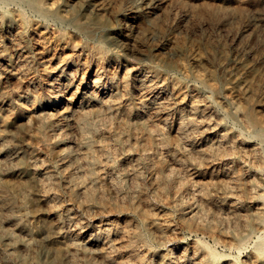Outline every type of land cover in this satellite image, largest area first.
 I'll return each mask as SVG.
<instances>
[{"label":"bare ground","instance_id":"6f19581e","mask_svg":"<svg viewBox=\"0 0 264 264\" xmlns=\"http://www.w3.org/2000/svg\"><path fill=\"white\" fill-rule=\"evenodd\" d=\"M134 1L0 0V264H264V54L249 40L259 31L244 26L226 47L189 25L222 28L264 0ZM133 130L145 136L153 195ZM70 135L48 164L51 140ZM107 139L129 155L116 161ZM180 149L198 162L186 185ZM61 181L81 211L126 196L112 210L137 221L82 226L74 207L56 210ZM171 190L178 220L159 221ZM66 223L87 237L71 238Z\"/></svg>","mask_w":264,"mask_h":264},{"label":"rangeland","instance_id":"374dc122","mask_svg":"<svg viewBox=\"0 0 264 264\" xmlns=\"http://www.w3.org/2000/svg\"><path fill=\"white\" fill-rule=\"evenodd\" d=\"M134 1V0H133ZM135 1H137V3L135 2ZM134 1V3L135 4H140L141 2H142V0H135ZM259 10V12L260 13H264V7H262L261 5H259V2H257L255 5H252V6H249V7H245L244 9H243V13H242V15L241 14H239V15H237V16H235V17H229V19H228V17H225L223 20H224V23H225V27H220V26H218V25H212V24H210V23H208V22H204V21H202V22H199V21H197V23L195 22V23H193V24H189L191 27L192 26H196V28H199V30H201L200 32L198 31L197 32V35H196V33H194V35L193 34H191V36L193 37V38H195V37H197V36H199L201 33L202 34H204V35H206V36H208V37H210V38H213L214 40H218V41H220L224 46H229V47H234V45H236V38H235V31H239L240 29H242V27H244V26H250V27H252V28H256L258 31H259V35H258V37L255 39L254 37H250L249 38V40H251V45H255L256 47H257V50H256V53H259V54H264V51L263 52H261L260 51V45H259V40L261 39L262 40V42H264V25L262 24V22H261V18L262 17H259L258 16V13L259 12H257ZM235 41V42H234ZM244 58H249V57H244ZM263 60H264V55H263ZM5 76L7 75V74H4ZM21 76V75H20ZM81 74H79V76H78V78H77V82H76V84H78L79 82H80V80H81ZM79 80V81H78ZM26 81V79H24V82ZM62 100H64V98L62 99ZM62 102H64V101H62ZM62 103H60V105H61ZM61 107H63V105H61V106H56V108H61ZM62 109V108H61ZM56 112V111H55ZM56 118H53V121H56L55 120ZM104 122V124H105V127L106 128H108L109 127V129H107V131H110V130H112L111 128H112V125H110V124H108L107 123V121L106 120H104L103 121ZM135 131V132H134ZM33 134H34V136H38L39 134H38V130H35L34 132H33ZM140 134V135H139ZM41 135V134H40ZM71 136V137H70ZM69 137H63L62 138V141H61V143H59V144H57V140H58V138H53L52 140H51V147H52V154H50V153H45V154H42V158H44L45 157V159H46V161L48 162V164H52L53 165V162H54V157H56L58 154H59V152L65 147V146H70L71 144H72V141L73 142H75L76 141V138H75V136L74 135H70ZM135 136V137H134ZM73 137H74V139H73ZM143 137V138H142ZM72 140H70V139ZM108 140V143H110L109 145L111 146L110 148L112 149V147L114 146L115 148H117L118 150H117V154L114 156V154H113V158H115L116 159V161H118V160H121L123 157H127L128 155H129V151H128V149L127 148H125V147H123V146H121V145H119V144H117L116 142H114L112 139H107ZM110 141V142H109ZM130 141H131V143H132V145L135 147V152L131 155L132 156V159H135V160H139L140 162V164H138V168L140 169V171H142L143 172V174H142V176H141V180H140V183L142 184V186H143V188L146 190V192L147 193H149V195H153L154 193V190H153V183L151 182V180H152V174L150 173V170H148L149 169V161L147 160V159H144L143 158V156H142V151H141V148H143L144 147V144H145V136H144V134L142 133V132H140L139 130H133V135L131 136V138H130ZM141 141V142H140ZM70 142V143H69ZM144 142V143H143ZM113 146H112V145ZM141 147H140V146ZM153 148L154 149H156L155 151H157V147L154 145L153 146ZM120 149V150H119ZM120 151V152H119ZM126 151V152H125ZM122 152V153H121ZM180 152V153H179ZM179 152H178V154H179V156L180 157H182L183 158V155H184V158H187V161H188V163H187V167H186V169H184V168H182V169H184V171L182 170V169H176L177 170V172L179 173L178 174V176L179 177H181L182 178V180H183V183H185V185H186V183H187V181L189 180V179H191V178H193V177H195V175L193 174L194 172H195V170L196 169H193V166H190L189 165V163L190 164H192V163H194V162H196V164L198 163L195 159L193 160V159H191L190 160V158H188L189 156L186 154V152L183 150V149H180L179 150ZM138 153V154H137ZM119 154V155H118ZM122 154V155H121ZM47 155H49V156H47ZM121 155V156H120ZM136 155V156H135ZM138 156V157H137ZM135 157V158H134ZM138 158V159H137ZM50 159V160H49ZM143 162V163H142ZM168 165L170 164V163H167ZM147 166V167H146ZM143 167V168H142ZM141 168H142V170H141ZM187 168H189V169H187ZM145 169V170H144ZM169 168L168 167H166V170H168ZM187 170V171H186ZM149 171V172H148ZM184 172V173H183ZM181 173V174H180ZM184 174V175H183ZM186 174V175H185ZM190 174H193L192 176H190ZM148 175H150V176H148ZM191 178H190V177ZM65 183V184H64ZM64 184V185H63ZM67 183L66 182H64V181H61L60 182V191H61V199H62V204H61V206H59L56 210H59L60 209V213H62L63 211L62 210H64L65 209V207H74V209H76V210H74V216L78 219V220H80V222H81V225H82V222H84V224L82 225V226H86V224H92V225H96L97 223H99L100 221H101V219L102 220H106V219H108V218H111V219H116L117 217H120L121 216V218H122V220L123 219H130L131 221H133V222H136L137 221V216H135V214L134 213H130L131 211L128 209V208H123V210H116V209H113L112 210V208L114 207V205H116V203H118L120 206H125V204H126V202H127V199H125V198H127L126 196L124 197V198H119L121 201H119V199H117L116 200V202L114 201L115 199H116V197H115V199H114V195L110 192V190H107V195H108V197L109 198H111V197H113V198H111L112 199V201H110V202H108V203H106L104 206H102V207H95L94 209H92L91 211H86V210H80V202H79V204L78 203H74V202H72V200H71V197H70V194L68 193L67 194V192H69V189H68V184L66 185ZM47 188V189H46ZM46 188H43V189H46V190H44V192H45V194H43V195H47V196H51V198L52 197H54L55 195H56V190L54 189V187H46ZM63 189V190H62ZM187 189V188H186ZM191 191H190V190ZM189 189H187L188 191H185L184 192V196L185 195H187V196H185V198H186V201H188V202H191L192 201V195H190L191 193L193 194V192L194 191H192L193 189H194V186L191 184L190 186H189ZM55 190V191H54ZM185 190V189H184ZM53 191V192H52ZM172 191V190H171ZM174 191V190H173ZM172 191V193H171V196L169 197V199H167V198H163L162 200H160L159 198H158V200H157V203H156V205L158 206V208H159V211H160V217H158L159 218V221H165V219L166 220H172V219H175L176 221L178 220L177 219V216H178V214L177 213H174L173 212V204H172V202L174 201V199L176 198V191H174L173 192ZM190 191V192H189ZM52 193H53V195H52ZM55 193V194H54ZM51 194V195H50ZM173 194V195H172ZM63 195H65V199H64V196ZM113 195V196H112ZM173 197V198H172ZM67 199V200H66ZM111 199H108V200H111ZM173 199V200H172ZM69 200V201H68ZM123 200H125V201H123ZM170 200V201H169ZM67 202V203H66ZM125 202V203H124ZM112 203H114V205L112 206ZM65 204V205H64ZM71 205H73V206H71ZM77 206V207H76ZM156 206V207H157ZM100 209V210H99ZM169 209V210H168ZM98 210V211H97ZM81 211V212H80ZM162 211V212H161ZM169 211V212H168ZM82 212H83V215H82ZM96 212L98 213V214H96ZM107 212V213H106ZM79 213V214H78ZM167 213H169V214H167ZM109 214V215H108ZM131 214V215H130ZM166 214V215H165ZM165 215V216H164ZM105 216V217H104ZM127 216V217H126ZM129 216V217H128ZM163 216V217H162ZM125 217V218H124ZM176 217V218H175ZM165 218V219H164ZM150 220V219H149ZM67 224L68 223H66L65 224V231H66V233L68 234V235H70V237L71 238H76V236L78 235L79 237L78 238H80L82 241H83V239H84V237H87V235H88V231L86 232L85 230H84V233H82V235L81 234H79L80 233V230H81V227L79 226V225H77L76 223L74 224H72V223H70V224H68V226H67ZM76 225V226H75ZM66 226H67V228H66ZM71 226H72V228H73V226H74V228L72 229L71 228ZM79 226V227H78ZM76 228V229H75ZM68 230V231H67ZM79 231V232H78ZM76 232V233H75ZM76 234V235H75ZM84 236V237H83ZM181 235H179V239H178V241H180V242H182V241H185L184 240V238L186 237V240L188 241V242H192V239H194L195 238V236L194 235H192V236H190V235H187V236H181ZM186 241V242H187ZM182 245V244H181ZM180 245V246H181ZM183 247V246H182ZM181 247V248H182ZM143 254V253H142ZM11 264H16L15 262H11ZM77 264H84L83 263V261H81V262H79V263H77Z\"/></svg>","mask_w":264,"mask_h":264}]
</instances>
